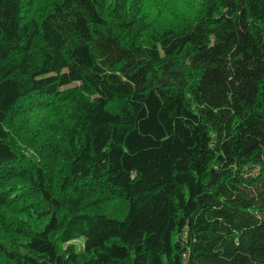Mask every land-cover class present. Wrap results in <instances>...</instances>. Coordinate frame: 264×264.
Listing matches in <instances>:
<instances>
[{
    "label": "trees",
    "instance_id": "16d2710c",
    "mask_svg": "<svg viewBox=\"0 0 264 264\" xmlns=\"http://www.w3.org/2000/svg\"><path fill=\"white\" fill-rule=\"evenodd\" d=\"M0 264H264V0H0Z\"/></svg>",
    "mask_w": 264,
    "mask_h": 264
},
{
    "label": "rangeland",
    "instance_id": "374dc122",
    "mask_svg": "<svg viewBox=\"0 0 264 264\" xmlns=\"http://www.w3.org/2000/svg\"><path fill=\"white\" fill-rule=\"evenodd\" d=\"M74 242L76 243L77 248H81L82 247V239L77 238Z\"/></svg>",
    "mask_w": 264,
    "mask_h": 264
}]
</instances>
